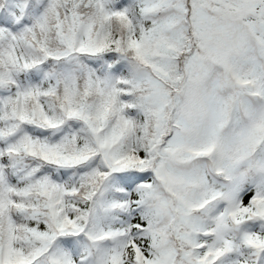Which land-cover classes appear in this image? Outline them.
Masks as SVG:
<instances>
[{"label": "snow or ice", "instance_id": "1", "mask_svg": "<svg viewBox=\"0 0 264 264\" xmlns=\"http://www.w3.org/2000/svg\"><path fill=\"white\" fill-rule=\"evenodd\" d=\"M0 264H264V0H0Z\"/></svg>", "mask_w": 264, "mask_h": 264}]
</instances>
